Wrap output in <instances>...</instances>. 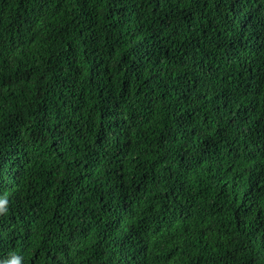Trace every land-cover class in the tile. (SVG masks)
<instances>
[{"label":"trees","instance_id":"16d2710c","mask_svg":"<svg viewBox=\"0 0 264 264\" xmlns=\"http://www.w3.org/2000/svg\"><path fill=\"white\" fill-rule=\"evenodd\" d=\"M0 264H264V0H0Z\"/></svg>","mask_w":264,"mask_h":264},{"label":"clouds","instance_id":"9594fccd","mask_svg":"<svg viewBox=\"0 0 264 264\" xmlns=\"http://www.w3.org/2000/svg\"><path fill=\"white\" fill-rule=\"evenodd\" d=\"M7 205L8 200L7 198L0 199V215H6L7 214ZM8 264H21V261L18 257L13 256L12 260L8 262Z\"/></svg>","mask_w":264,"mask_h":264}]
</instances>
